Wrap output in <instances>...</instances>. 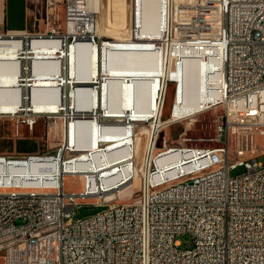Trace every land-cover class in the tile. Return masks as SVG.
<instances>
[{"label":"built area","instance_id":"1","mask_svg":"<svg viewBox=\"0 0 264 264\" xmlns=\"http://www.w3.org/2000/svg\"><path fill=\"white\" fill-rule=\"evenodd\" d=\"M90 1L31 0L39 11L43 9L37 25L0 31V41H13L7 45L16 48L15 57L3 64V75L15 76L17 83L4 93L3 100L13 106L0 110L1 116L29 128L44 118L48 133L60 117L63 128L69 119L102 122L109 117L96 96L97 91L103 92L105 72H98L90 83L70 73V52L78 44L97 45L100 51L116 44L115 39L97 33V15ZM142 1L131 0L134 19H130L129 39L152 44L151 51L159 54L167 69L155 90L158 120L168 82L176 83V92L169 118L149 126L137 197L118 201L120 189L133 181L132 171L124 173L122 166L107 175L99 173L95 184L92 172L78 167L50 172L52 181L33 184L17 178L16 173L32 162L38 163L36 173L46 175L44 159L74 160L73 151L64 144L65 151L58 148L57 154H0L3 264H264V162L257 160L264 156V147L259 149L255 140L264 134V0H158L159 27L152 34L142 29ZM40 51L45 55L36 57ZM51 52L57 57H49ZM84 57L76 54V68L77 60ZM187 61L203 68L206 79L201 95L215 98L206 100L201 111L212 106L223 109L216 128L221 145L157 147L165 126L191 121L196 114L181 109L180 81L168 76L171 68L180 73ZM35 64L47 78L56 76L55 86L67 87L60 99L53 86H46L47 101L58 98L54 110L35 111L30 101ZM78 69L85 74L87 66L81 62ZM81 87H89L87 97L77 96ZM140 92L147 93V86L142 85ZM77 102L91 107L77 108ZM154 117L131 112L124 121L129 137H135L136 124ZM234 143L235 157L230 158L229 145ZM133 162L129 164L135 167ZM238 165L244 171L231 176L230 169ZM187 172H194V179H187ZM66 174H82L81 191L64 190ZM87 197H95L94 205L100 210L74 218L78 199ZM183 234L191 238L185 244L178 239Z\"/></svg>","mask_w":264,"mask_h":264},{"label":"rangeland","instance_id":"2","mask_svg":"<svg viewBox=\"0 0 264 264\" xmlns=\"http://www.w3.org/2000/svg\"><path fill=\"white\" fill-rule=\"evenodd\" d=\"M176 2L180 0H174ZM91 8L96 12L97 15V25L100 31H105L106 35H111V38L115 39L116 44L114 47L117 49L124 48H151L152 44H149L147 41H137L130 38V19L132 21L134 19V9L130 7L131 0H91ZM32 3V2H31ZM133 3V2H132ZM38 14V13H37ZM34 19H40V15L31 16L29 26L34 27ZM19 18L17 17L15 11L10 9V14L8 15V19L6 22V27L12 26H21L27 27V25L22 22L18 24ZM37 25V24H36ZM39 28L42 29L43 25L40 21ZM3 26H0V31L4 30ZM110 37V36H109ZM41 56H43L41 54ZM40 57V56H39ZM49 57H57L56 55H50ZM163 64V61H161ZM200 67V68H199ZM183 68V69H182ZM197 68V72L201 75L203 73L202 67L194 62L187 61L180 67V73L176 71L175 68H171L168 71V76H175L183 79H192L193 72ZM199 68V69H198ZM117 69V68H115ZM33 87L31 88V98L30 101L35 110L42 111H51L57 108L56 103H52L47 101L46 86H53L58 84L56 80V76L46 77L44 76V72L41 69V66L34 65L33 66ZM58 70V69H54ZM38 80V81H37ZM36 85V86H35ZM50 88V87H49ZM65 91L67 90L66 86H61ZM60 88V91H61ZM176 92V83L173 81L168 82V85L165 90L164 102L162 106L161 116L162 119H167L170 116V112L172 109L174 97ZM51 103V104H50ZM203 109V108H202ZM200 111V112H199ZM198 112V113H197ZM191 121L180 120L176 122H172L163 128L164 134L159 138L156 142L157 147H163L167 145H187V146H219L220 142L216 140V128H217V117L221 115L223 112L222 107L220 106H212L207 109L201 111L198 110ZM62 116V115H60ZM107 116V115H106ZM127 118V117H126ZM123 120L119 121H109L106 118L102 119L100 122L97 118L93 121V119L87 118L82 120H74L69 119L65 120L64 128L62 127V118H57L56 125L47 131V122L44 118H39L37 129H39L40 133L38 137H34L35 141L34 152L36 153H47V154H57V149L60 148L62 151H65L63 143H67L68 148L73 151V154H78L84 151L91 150L92 147L98 145H104L111 142L113 140L119 139L129 134V130L124 124ZM20 120V119H19ZM93 121V122H92ZM19 122L17 120H6L4 123L0 124V130L2 132L14 131L13 125ZM21 122V121H20ZM150 126V121L145 123L136 124L135 133L138 132V129H143L144 132L143 138H146V134H148V129ZM35 129V128H34ZM139 130V131H140ZM36 133V130H35ZM0 135V149H8V150H23L26 146H29L30 141L25 140H15L9 138L7 136ZM21 136H25V133H21ZM36 136V135H35ZM139 136V135H137ZM136 137V136H135ZM112 140V141H111ZM256 144L261 147H264V134L256 135L255 137ZM118 141V140H116ZM224 142V137H223ZM230 146V158L234 156V147L235 143ZM63 153H61L62 156ZM66 154V153H65ZM143 157V154L141 155ZM67 157V154L65 155ZM64 158V157H63ZM257 160L260 162H264V156L259 155ZM137 162V161H136ZM138 163V162H137ZM136 163V165H137ZM37 165V164H36ZM33 164L32 166H36ZM55 164L50 163L48 167V171L52 172L57 170L54 167ZM141 166V164H140ZM56 168V169H55ZM140 168L135 171L134 179L130 184L122 187L120 192L118 193V201L120 202H131L134 198L137 197L138 189L140 185ZM58 171V170H57ZM244 171V167L238 165L236 168L230 169L229 174L231 176H235ZM194 172H187L188 174H192ZM40 176V174H38ZM35 176L34 182L43 181L45 178L43 176ZM83 181L79 175H71L66 174L64 176V190L66 192H75L78 193L82 190ZM96 201L95 197H87L86 199H78V206L76 207V211L74 214V218H84L88 217L98 210L101 207H96L94 202ZM178 239L181 240L183 244L189 242L191 240L188 234L179 235ZM0 264L2 263V257L0 256Z\"/></svg>","mask_w":264,"mask_h":264},{"label":"crops","instance_id":"3","mask_svg":"<svg viewBox=\"0 0 264 264\" xmlns=\"http://www.w3.org/2000/svg\"><path fill=\"white\" fill-rule=\"evenodd\" d=\"M157 5L158 0H143L141 3V25L145 33H155L159 27ZM10 9L15 11L19 18L18 24L22 22L27 25L26 28L19 25L6 27ZM36 9L31 0H0V26L11 30L32 29L34 27L29 26V21L31 16H36ZM33 23L36 26V19H34ZM112 46L104 47L102 51L98 49L97 53L98 72L102 70L106 74L104 82L106 85L103 88V92L100 90L99 95V101L102 103L101 107L103 109L107 107L109 111V113H106L109 117L106 119L109 121L123 120V118L131 116V112L137 116L152 117L158 110L155 90L161 81V76H165L167 73L166 67L159 61V54L157 55V53L151 51V48H124L125 50H123L117 49L114 45ZM196 69L193 72L194 76L192 79L171 76V78H176L180 81L181 109H184L186 113L202 109L206 100H215L214 97L201 95L200 91L203 89L206 76L203 72L200 78V74ZM142 85H146L148 88V92L144 95L140 92ZM175 109L177 108L175 107ZM6 120L15 119L10 116L0 115V124ZM38 121L39 119L32 128H29L26 123L19 121L13 125L14 131L11 130L6 133L0 130V135L2 136L6 134L5 136L18 141H30L28 143L29 146H26L23 150L0 149V154L19 156L27 153H36L34 152L35 141L33 138L38 137L40 133L36 127L38 126ZM21 133H25V136H21Z\"/></svg>","mask_w":264,"mask_h":264},{"label":"bare ground","instance_id":"4","mask_svg":"<svg viewBox=\"0 0 264 264\" xmlns=\"http://www.w3.org/2000/svg\"><path fill=\"white\" fill-rule=\"evenodd\" d=\"M97 33L100 35L102 34L106 35L105 31L99 30V27H97ZM108 36H111V35L108 34ZM12 42L13 41H4V40L0 41V110H9V108L13 106L12 104L6 103L3 100V98H4L5 92L12 91L11 89L15 88L17 85L15 76L12 78H6V76L3 75V73L5 72L3 69L5 65L3 64L7 62L6 60H10L14 58L16 55L15 54L16 48L15 50L9 49V46L7 45V44H11ZM97 53H98L97 45L89 46L86 43L78 44L77 47H75V49H73L70 52V58H71V63H72V69H70L71 76L75 77L76 79H85V82L90 83L92 80L91 78L98 73ZM41 54L45 55L44 52L40 51V52H37L36 57L41 56ZM76 54L85 55L84 60L83 59L77 60L78 68H80L81 62H84V66H87V69H85V74H82L81 70L76 68V64H75ZM50 55H55V54L54 52L48 53V56ZM32 74H34L33 70H32ZM105 85L106 84L104 83L103 87H105ZM61 86H64V84ZM61 86L54 85V87H51V88H55V92H56L55 95H59L60 99H61V95L64 89V88H61ZM60 88H61V91H60ZM6 89H10V90H6ZM89 92H90L89 87H81V88H77L76 90L77 96H82V97H87ZM93 94L95 96V91ZM97 94H98L96 95L98 98L97 102L99 105H101L102 103L99 101L100 91H97ZM31 98L33 99L32 95H31ZM56 101L58 102L57 97H56ZM76 106L77 108L83 107V108L89 109L91 107V104H86L85 106H83L77 102ZM103 110L105 111V115L106 113H109V111L107 110V107H105ZM35 111H42V110H35ZM193 112H197V111H191L188 113H193ZM154 116H155L154 119L150 121V124L152 125L158 124L159 121L162 120V119L158 120V110ZM163 122L161 121V123ZM139 130L140 129H138V132L135 133L136 137L130 138L128 134L124 137L116 139L119 141H114V142L104 144V145H98V146L92 147L91 150L84 151L78 154H74L72 155L75 157L74 160H65V158L52 156V157L44 159V161H42L41 163H43L45 166H48V167L50 163H52V164H55L54 167L56 168H57V165L59 164V167L57 168V170L60 172L66 171L72 167H78L81 170H88L92 172L91 175L94 181L93 184L96 183L95 181L98 179L99 173L102 172L103 175H107L112 172L115 166H122L121 168L123 169L124 173L126 172L130 173V171H132V180H133L135 171L138 168H140V164L143 159L141 155L143 154L145 147L147 146V142H148V139H147L148 134H146V138L144 139L142 137L143 136L142 133L144 132V130L143 129H141L140 131ZM131 141H132V146L130 145ZM63 144L64 146H67V143H63ZM117 150H118L117 152L118 155H116L115 153ZM131 159L134 160L135 164L138 162L137 165H135V167L130 166L129 163ZM33 164L36 165L38 163L32 162L28 165L27 168L20 170L18 173H16L17 178H23L24 180H27L28 182H32L33 184L37 183V182H34V180L36 179L35 176H38V173H36L35 166L34 167L32 166ZM52 171H54V168L52 169ZM40 176H43V178H45L44 180L46 181L55 180V177L52 176V174L50 175V171H48L46 175L40 174ZM79 176H82V174H79ZM187 179H194V173L188 174ZM108 199L110 198L108 197Z\"/></svg>","mask_w":264,"mask_h":264},{"label":"water","instance_id":"5","mask_svg":"<svg viewBox=\"0 0 264 264\" xmlns=\"http://www.w3.org/2000/svg\"><path fill=\"white\" fill-rule=\"evenodd\" d=\"M40 15V13L42 14L43 13V9H41V11H39V9H36V17H37V15L38 14ZM164 134V131L163 130H161L160 132H159V134H158V139H157V141L159 140V138L162 136Z\"/></svg>","mask_w":264,"mask_h":264}]
</instances>
